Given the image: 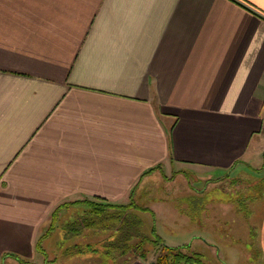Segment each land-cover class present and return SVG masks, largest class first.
<instances>
[{"label":"crops","instance_id":"crops-1","mask_svg":"<svg viewBox=\"0 0 264 264\" xmlns=\"http://www.w3.org/2000/svg\"><path fill=\"white\" fill-rule=\"evenodd\" d=\"M262 139L264 0H0V264H55L37 244L61 204Z\"/></svg>","mask_w":264,"mask_h":264},{"label":"rangeland","instance_id":"rangeland-1","mask_svg":"<svg viewBox=\"0 0 264 264\" xmlns=\"http://www.w3.org/2000/svg\"><path fill=\"white\" fill-rule=\"evenodd\" d=\"M260 142L264 144V139ZM181 167L156 171L151 180L140 182L128 200L118 202L128 204L132 199L131 211L141 217L143 232L149 236L148 262L156 259V246L151 241L155 230L168 245L192 244L207 264H261L264 149L248 158V163L235 164L226 171ZM88 209L80 203L59 214L54 234L42 240L44 256L48 249V258L55 264H122L131 253L119 255L111 247L110 257H105L87 247L89 243L113 240L114 229L83 227L80 234L67 231V222L74 224ZM135 241L138 239L131 242ZM75 244L86 247V252L67 253Z\"/></svg>","mask_w":264,"mask_h":264},{"label":"trees","instance_id":"trees-1","mask_svg":"<svg viewBox=\"0 0 264 264\" xmlns=\"http://www.w3.org/2000/svg\"><path fill=\"white\" fill-rule=\"evenodd\" d=\"M162 166H158V168ZM151 170V169H150ZM152 171V170H151ZM133 195V192L132 194ZM80 203L89 206L86 210L85 215L78 217L74 224L67 222V231L74 232V234H80L84 228H100V229H114L116 233L113 234L114 239H107L105 242L99 241L95 244L89 243V251L93 253H101L105 257H110L111 247L113 250L119 251V255L131 253L125 257L122 264H130L135 260L148 261L149 259V248L147 247L149 236L143 232L142 220L139 215L131 211L133 207L132 199L127 203H114L107 201L103 198H85L81 200L71 201L59 205L52 213V223L49 225L48 230L41 236L38 241V249L44 253L42 247V240L48 236L56 221H59V214L63 208H70L74 205H80ZM136 206V204H135ZM242 205V203L240 204ZM137 207V206H136ZM142 208V207H141ZM64 226L61 228L63 229ZM71 229V230H70ZM154 237L151 236L152 243L156 246V259L151 264H207L204 256L201 252L195 251L192 248V244L171 246L154 230ZM138 241L131 242L134 239ZM70 248V249H69ZM67 253H84L86 247L83 248L75 244V246L69 247ZM109 248L108 251L105 249ZM113 259H116V255H113ZM110 264V263H109Z\"/></svg>","mask_w":264,"mask_h":264}]
</instances>
